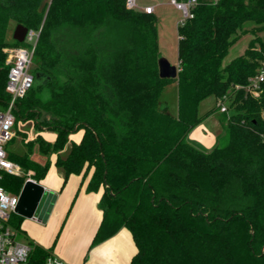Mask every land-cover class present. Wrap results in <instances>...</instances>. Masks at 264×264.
Instances as JSON below:
<instances>
[{"label":"trees","instance_id":"16d2710c","mask_svg":"<svg viewBox=\"0 0 264 264\" xmlns=\"http://www.w3.org/2000/svg\"><path fill=\"white\" fill-rule=\"evenodd\" d=\"M197 1L194 17L178 25L172 79L159 75L154 12L126 0H0V111L10 100L8 50L27 44L8 39L14 21L40 30L31 68L40 81L17 102L16 120L55 134L39 133L27 153H10L24 173H3L0 183L20 193L27 175L41 180L57 153L65 181L89 176L87 191L101 192L90 247L126 228L136 246L130 264H264V83L259 96L247 89L264 62V0ZM248 33L244 53L224 63ZM172 81L177 114L161 101ZM209 97L229 98V114L206 152L187 137L219 109L200 112ZM36 145L43 164L31 157ZM23 219L13 212L9 223L20 233ZM28 243L29 264H45L53 247Z\"/></svg>","mask_w":264,"mask_h":264},{"label":"rangeland","instance_id":"374dc122","mask_svg":"<svg viewBox=\"0 0 264 264\" xmlns=\"http://www.w3.org/2000/svg\"><path fill=\"white\" fill-rule=\"evenodd\" d=\"M171 0H137L139 6L151 4L155 7L154 14L158 17L157 27H158V33H159V44H160V54L161 56L167 58L172 64H176L178 60V42H179V36H178V25L181 24V21L184 19V15L181 10L177 9L171 2ZM15 24L14 21H11L9 31H8V39L12 40L14 30H15ZM261 36L264 35V32L260 33ZM253 35L243 34L240 36L235 43L230 47V50L228 52V55L226 56L224 63L230 62L233 58L241 55L244 53L245 49L248 47L249 41L253 39ZM10 64V63H8ZM37 63L33 61L32 67H35ZM31 67V68H32ZM162 104L165 108H168L170 112L177 114L178 112V102H177V82L172 81L168 84V86L165 88L162 97H161ZM218 100H216L214 97H209L206 100H204L200 105V112L204 113L209 108L215 107L218 105ZM221 114L220 108L214 112L212 115L208 116L206 119L202 121L201 124H199L194 130L191 131L189 136L187 137L188 141L193 143L195 146L200 148L203 151H211L217 144H219V139L221 136L225 133L224 125L221 121ZM30 123H32L30 121ZM32 126V125H31ZM30 126V127H31ZM28 133L33 130V128H30L29 126H26ZM205 127V129L203 128ZM24 120H16V124L14 126V131L17 133V136L14 140L8 143L7 145V151L9 153L18 151L24 153L26 149H28L25 145L22 143V137L24 136ZM36 130V126L34 127ZM27 136V134H25ZM31 141L28 140L27 143ZM206 141H209L207 144ZM214 142V143H211ZM26 143V144H27ZM212 147H210L211 145ZM69 149V144L62 150V155L65 156L67 154V151ZM50 166L45 174V176L40 180L41 182H44L45 184L55 183L56 178V158L50 157ZM14 162V161H13ZM16 163V162H14ZM43 180V181H42ZM50 181V182H49ZM49 184L51 186L52 184ZM51 189L54 190V188L51 186ZM47 195H45L44 198H42L40 205L35 212L34 217L27 218L24 217L23 219V225L22 229L23 231L19 233L18 239L24 240V241H32L35 244L43 245L49 243L50 247H53L52 252L56 254L58 248L59 250L61 247L59 246L60 243H62V236L64 235V229L65 233H67L69 229V223H68V214L69 211L65 212L64 215L61 217L58 216V213L56 212L54 216L51 218L50 214L52 212V208L54 205V202L52 200L49 202H46ZM48 205L47 209H45V205ZM45 209V210H44ZM50 219V220H49ZM12 227L13 225L10 224ZM46 227H48L50 233L55 231L54 236L52 239H48L49 233L46 232ZM41 232V235L47 236L45 238H42L39 241L34 235ZM90 243H88L85 247H72V251H74V254L78 256L83 261L86 260V262H94L92 264H100L101 258H103L104 251H97L94 252V246L89 247ZM67 250V247H65ZM56 251V252H55ZM79 254V255H78ZM58 255V254H57ZM61 257V256H60ZM62 258V257H61ZM65 262H67L64 258H62ZM98 261V262H95ZM68 263V262H67ZM70 264V263H68Z\"/></svg>","mask_w":264,"mask_h":264},{"label":"built area","instance_id":"2783aa9c","mask_svg":"<svg viewBox=\"0 0 264 264\" xmlns=\"http://www.w3.org/2000/svg\"><path fill=\"white\" fill-rule=\"evenodd\" d=\"M177 9L181 10L184 19L194 17L193 9L197 0H171ZM126 6L130 9H142L147 13L155 11L153 5L139 6L137 0H126ZM40 35V30L28 29L25 36L26 45L13 47L8 50V63H10L6 90L10 94L7 108L0 111V180L3 173L12 175L23 174L22 168L14 163L8 156L7 144L15 135L16 122L15 108L17 102L24 98L34 84V76L31 72L33 54ZM264 83V62L257 73L250 78L248 91L253 96H259L261 85ZM221 112H229V98L224 97L217 101ZM229 114V113H228ZM33 179L30 173L26 180ZM34 180V179H33ZM19 193L8 192L0 183V264H29L32 245L27 241L19 240V232L10 225L9 219L18 204ZM45 264H68L54 252L47 257Z\"/></svg>","mask_w":264,"mask_h":264},{"label":"crops","instance_id":"0c3cea01","mask_svg":"<svg viewBox=\"0 0 264 264\" xmlns=\"http://www.w3.org/2000/svg\"><path fill=\"white\" fill-rule=\"evenodd\" d=\"M151 5V4H147ZM145 6V5H143ZM155 12V11H154ZM179 64V60H177L176 65ZM47 96L45 92V97ZM175 114V113H174ZM30 121L32 123H30ZM32 125V126H31ZM26 126H31L30 128H33L29 133L27 131ZM35 123L33 120H24V136L22 137V143L26 146V143L28 140H33L36 138V136L40 133L44 137H46L49 140H53L55 137V134L50 131H44L34 129ZM200 126V125H199ZM205 129V127H203ZM27 134V136H25ZM17 136V133H15L12 140H14ZM80 134L76 133L71 136V139L73 141H79ZM11 140V141H12ZM10 141V142H11ZM208 144L209 141H206ZM211 143H214L211 141ZM210 143V145H211ZM8 145V144H7ZM28 148V146H26ZM71 144H69V149L67 151V154L70 150ZM212 147V145L210 146ZM28 152V149L24 153L22 152H11L13 154L17 155H23ZM8 152V156H9ZM67 154L65 156H67ZM60 155L62 157H65L62 155V151L60 152ZM31 157L39 161L40 163H45L47 161V157L38 149V146H34V150L31 154ZM55 157L57 160L58 154L53 153L51 156ZM49 157V158H50ZM56 182L50 183L51 186L54 188V190L51 189V186L49 184H45L44 182H41L40 180H36L38 183L42 184L45 187V192L43 195V198L47 195L46 202H49L53 200L54 205L52 208V212L50 214V217L52 218L54 214L57 212L58 216L61 217L64 215L65 212L69 211L68 214V223H69V229L67 233H65L64 229V235L62 236V243H60L61 249L59 250L56 248L59 256L64 258L68 263L70 264H81L82 259H80L76 254H74V251H72V247L76 246L78 247H85L88 243H92V240L98 231V228L100 226V223L102 221L103 211L100 208V198H101V192H89L86 189L87 182L89 180V176L83 177V175H70L68 179L65 181V171L62 167H59L56 164ZM31 175V172H30ZM32 177V176H31ZM43 181V180H42ZM40 205V204H39ZM49 205V203H48ZM47 203L45 205V209L48 207ZM44 209V210H45ZM50 220V219H49ZM23 225V221H22ZM22 227V226H21ZM48 231L49 236L48 239H52L54 236L55 231L50 233L48 227H46V232ZM39 241L42 238H45L47 236H42L41 232L34 235ZM51 241H49L50 243ZM44 247H50L49 243L45 244ZM89 245V247H90ZM43 246V245H41ZM67 247V250L65 249ZM94 252L97 251H104L103 258H101L100 264H130V261L133 257V255L136 252V246L134 244V241L132 239V236L128 229L122 228L120 229L116 234L113 236H110L96 245H94ZM79 255V254H78ZM94 262H86V260L83 261V264H92Z\"/></svg>","mask_w":264,"mask_h":264},{"label":"water","instance_id":"95a60500","mask_svg":"<svg viewBox=\"0 0 264 264\" xmlns=\"http://www.w3.org/2000/svg\"><path fill=\"white\" fill-rule=\"evenodd\" d=\"M28 28L22 24L15 27L13 38L18 42H24ZM159 75L162 78L176 79L178 76V65L172 64L167 58L160 56L158 59ZM39 74L35 75L34 84H39ZM17 106V105H16ZM4 111V110H2ZM45 187L36 180L28 179L25 181L20 193L15 213L22 217L32 218L37 211L43 198Z\"/></svg>","mask_w":264,"mask_h":264}]
</instances>
